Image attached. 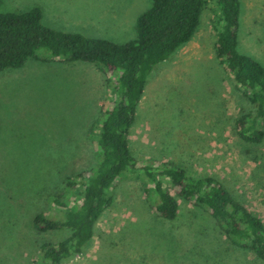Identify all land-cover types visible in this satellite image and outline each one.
I'll return each mask as SVG.
<instances>
[{
	"label": "rangeland",
	"instance_id": "obj_1",
	"mask_svg": "<svg viewBox=\"0 0 264 264\" xmlns=\"http://www.w3.org/2000/svg\"><path fill=\"white\" fill-rule=\"evenodd\" d=\"M129 1L2 0L0 12L40 7L43 23L52 29L84 19L90 25L87 37L125 44L137 37L135 10L140 16L153 5V0ZM240 3L239 51L264 66V0ZM123 4L128 10L119 19L123 24L115 25L118 35L106 24L116 23L108 16ZM217 16L210 4L192 41L153 69L130 147L135 159L149 164L159 161L192 177L218 178L264 221V142L252 146L237 135V119L254 107L216 56ZM38 56L0 72V264H34L42 245L70 235L37 231L33 221L40 213L63 220L51 196L66 190L68 178L97 167L101 109L118 77L92 63L52 60L45 49ZM146 182L138 176L118 180L89 248L67 264H264L250 250L234 247L208 212L173 188L179 216L159 217Z\"/></svg>",
	"mask_w": 264,
	"mask_h": 264
},
{
	"label": "trees",
	"instance_id": "obj_2",
	"mask_svg": "<svg viewBox=\"0 0 264 264\" xmlns=\"http://www.w3.org/2000/svg\"><path fill=\"white\" fill-rule=\"evenodd\" d=\"M210 4L218 10L216 56L254 107L237 119V135L246 144L260 145L264 142V66L239 51L240 0H153L152 7L137 19L136 39L125 44L52 29L43 23L40 7L23 13L0 12V72L39 60L38 52L45 49L52 60L92 63L105 74H118L101 109L95 142L97 167L68 178L66 190L51 196L49 201L64 213L63 220L40 213L33 221L37 231L67 230L70 235L42 245L41 259L34 264H67L84 254L98 221L112 204L109 190L127 176L147 181L159 217L173 221L179 216L178 200L170 191L173 188L179 197L208 212L234 247L250 250L264 262V221L218 178L192 177L180 167L159 161L149 164L135 159L130 147V131L153 69L192 41Z\"/></svg>",
	"mask_w": 264,
	"mask_h": 264
},
{
	"label": "crops",
	"instance_id": "obj_3",
	"mask_svg": "<svg viewBox=\"0 0 264 264\" xmlns=\"http://www.w3.org/2000/svg\"><path fill=\"white\" fill-rule=\"evenodd\" d=\"M128 2H130L129 0H127ZM131 3V2H130ZM128 10V6L123 4V6H119L117 8H115L114 10L111 11V14L108 16H113L111 19L114 20V22L116 23H112V24H106V27L107 28H111V29H114L113 32H116L118 35L122 34L121 31H119L118 29L115 30V25H119L121 26V24L123 23H119V19L121 18H125L124 16V10ZM133 9V7H132ZM135 16H134V20L136 22V20L138 19L139 17V12L137 10H135ZM92 25H94V23L92 22ZM134 26V25H133ZM58 27L59 28H63V29H59L60 31H64V32H67V33H80V34H86V32L84 31L86 28H89L90 25L87 24L85 22L84 19H80L78 20L77 22H64V23H59L58 24ZM56 26V28H58Z\"/></svg>",
	"mask_w": 264,
	"mask_h": 264
}]
</instances>
